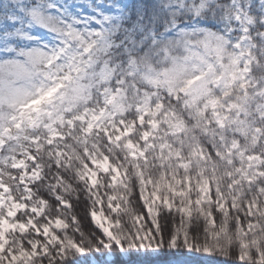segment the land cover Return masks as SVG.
I'll return each instance as SVG.
<instances>
[{
    "label": "snow or ice",
    "instance_id": "obj_1",
    "mask_svg": "<svg viewBox=\"0 0 264 264\" xmlns=\"http://www.w3.org/2000/svg\"><path fill=\"white\" fill-rule=\"evenodd\" d=\"M117 254L264 264V0H0V264Z\"/></svg>",
    "mask_w": 264,
    "mask_h": 264
},
{
    "label": "trees",
    "instance_id": "obj_2",
    "mask_svg": "<svg viewBox=\"0 0 264 264\" xmlns=\"http://www.w3.org/2000/svg\"><path fill=\"white\" fill-rule=\"evenodd\" d=\"M89 224H91L90 221H85V222H84L83 227H84V229H85L86 231H88V230H92V229H93V225H89ZM93 255H95V254H93ZM97 257H98V256H97ZM98 258H100V257H98ZM88 259H89V257H85V258H84L85 261H87Z\"/></svg>",
    "mask_w": 264,
    "mask_h": 264
},
{
    "label": "rangeland",
    "instance_id": "obj_3",
    "mask_svg": "<svg viewBox=\"0 0 264 264\" xmlns=\"http://www.w3.org/2000/svg\"><path fill=\"white\" fill-rule=\"evenodd\" d=\"M89 225H92V224H89ZM92 230H94V229H92ZM96 234H97V235H100V232H99L98 230H96ZM84 258H85V257H84ZM84 258H83V259H84ZM89 259H90V258H89ZM89 259H88V260H89ZM96 259L99 260L100 258L96 257ZM117 264H120L118 254H117Z\"/></svg>",
    "mask_w": 264,
    "mask_h": 264
}]
</instances>
